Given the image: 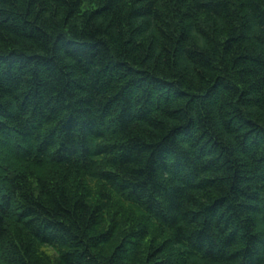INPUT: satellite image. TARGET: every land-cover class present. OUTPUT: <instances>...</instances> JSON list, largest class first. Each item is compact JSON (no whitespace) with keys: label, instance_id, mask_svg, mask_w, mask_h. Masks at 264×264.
<instances>
[{"label":"trees","instance_id":"obj_1","mask_svg":"<svg viewBox=\"0 0 264 264\" xmlns=\"http://www.w3.org/2000/svg\"><path fill=\"white\" fill-rule=\"evenodd\" d=\"M0 264H264V0H0Z\"/></svg>","mask_w":264,"mask_h":264},{"label":"rangeland","instance_id":"obj_2","mask_svg":"<svg viewBox=\"0 0 264 264\" xmlns=\"http://www.w3.org/2000/svg\"><path fill=\"white\" fill-rule=\"evenodd\" d=\"M113 202L115 203L116 208L119 209L118 205L121 204L122 201H121L117 196H113ZM123 205L125 206V204H123ZM43 249H44L45 251H47L48 253H50L51 250H53V248H52L51 246H49V247L44 246Z\"/></svg>","mask_w":264,"mask_h":264}]
</instances>
